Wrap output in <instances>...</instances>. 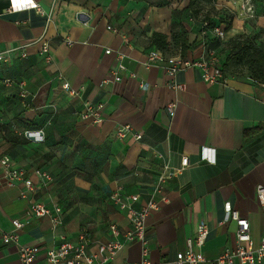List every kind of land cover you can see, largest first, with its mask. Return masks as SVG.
Returning a JSON list of instances; mask_svg holds the SVG:
<instances>
[{
  "label": "crops",
  "instance_id": "obj_1",
  "mask_svg": "<svg viewBox=\"0 0 264 264\" xmlns=\"http://www.w3.org/2000/svg\"><path fill=\"white\" fill-rule=\"evenodd\" d=\"M206 19L222 28L230 23L226 39L204 28ZM182 30L183 51L179 39L172 41ZM153 33L166 37L160 49L166 57L197 60L210 49L221 63L225 40L248 36L264 49V0L203 2L196 13L188 0H0V51L12 49L0 61V157L8 156L36 186L24 198L21 181L0 185V264L19 262L17 245L1 238L15 218L26 222L20 245L40 248L33 264H49L46 249L62 240L77 242L82 228L89 252L112 238L111 224L122 241L131 226L111 196L138 194L137 207L163 171L169 201L145 218L152 264H170L201 219L209 232L200 264L233 247L235 221H223L227 202L248 219L255 245L264 236V209L256 197L257 185H264V82L226 74L224 84L208 83L193 66L173 76L167 62L146 66L147 52L159 49ZM42 42L48 44L49 63L40 52ZM119 63L124 69L114 81L111 72ZM59 73L71 87H84L81 98L61 87ZM85 99L104 104L100 123L80 116ZM124 124L141 138L119 136ZM26 130L41 132L40 138L29 139L22 134ZM204 147L214 149L213 162L203 158ZM184 156L188 165L172 174ZM34 168L52 179L43 182ZM30 200L59 205L61 224L53 229L49 218L30 216ZM140 259L141 244L132 241L112 262Z\"/></svg>",
  "mask_w": 264,
  "mask_h": 264
},
{
  "label": "built area",
  "instance_id": "obj_2",
  "mask_svg": "<svg viewBox=\"0 0 264 264\" xmlns=\"http://www.w3.org/2000/svg\"><path fill=\"white\" fill-rule=\"evenodd\" d=\"M31 6H35L39 10V7L32 3ZM12 4V8H14ZM10 7V10H12ZM208 23L203 22V27H207ZM110 28V27H109ZM211 33L218 39H226L225 29L219 25L210 27ZM12 49H5L0 51V61L8 58L9 52ZM107 53L110 49L105 50ZM44 54L46 62H50L51 55L49 53V47L46 42H42L41 51ZM123 56L118 53L117 58L121 59ZM167 62V74L173 76L177 71L185 69L187 67H195L201 70L202 79L208 83L218 82L224 84L227 81V76L223 72L221 64L219 63L216 52L208 49L199 59L189 60L179 56L166 57L165 54L157 48L150 49L146 54L145 65L148 66L151 63H163ZM124 69L122 63H119L116 68L111 72V79L119 81L121 79L120 70ZM58 77L62 79L61 87L65 89L70 95L82 97L84 87L75 89L69 85L67 81L62 78L59 73ZM110 80V79H108ZM264 85V83H262ZM171 86L174 88L183 89V85L172 82ZM140 87L145 89L147 86L145 83H140ZM103 108L104 104L101 102L94 103L90 100L83 101V109L80 116L84 119H90L93 123H100L103 120ZM174 104L171 103L167 106L168 111L172 112ZM39 131L26 130L23 135H34L35 139H39ZM132 134L135 139L141 138V133L134 131L133 127L129 124L120 125L117 128V134L119 136H125L126 134ZM203 158L207 161L213 162L214 149L210 147H204ZM0 165L3 168V173L0 176V185L3 183L7 186L15 185L18 182L23 183V189L20 192V196L26 198L30 192L35 189L33 181L26 176L24 169L12 166V162L8 156L0 157ZM188 165V159L186 156L181 159V167L175 169L172 174L178 173L185 166ZM166 168V167H165ZM34 175L39 177L43 182H48L52 179L51 175L46 171L39 168L33 169ZM168 174L164 171L161 172L156 178V185L153 189V193L148 199L141 205L135 206L139 195L131 194L120 198L116 193L111 196L116 204L121 209H125L127 212L130 230L124 234L122 241L116 239L118 236V229L114 224L109 225V229L112 234V238L104 243L98 245L96 252H89L87 250V244L85 240V228H82L78 233V241L70 242L62 240L57 246L48 248L45 251V259L49 264H152L149 258V250L146 243V226L145 218L148 214L155 209H158L161 203H167L169 201L163 183ZM256 197L261 206L264 209V185L259 184L256 187ZM27 213L30 216L35 217H47L49 218L52 228L55 229L62 221V210L57 204L52 207L44 204L43 202L30 200ZM233 220L236 224L234 245L231 248H225L217 257L209 260V264H264V236L259 240L258 245H255L250 235V225L246 217L242 216L237 210L233 209L227 202L224 204V217L223 221ZM12 228L7 232H2V242L6 244H15L18 247V264H33L40 248L36 245H20L19 237L20 231L25 226L26 222L18 218L12 219ZM209 232L208 224L205 220L198 221L195 227L193 235L186 238V247L183 251L177 252L175 259L170 264H200L205 261V258L201 252V248L204 244L206 236ZM132 241H138L141 244V259L138 262L124 261L121 263H113L112 260L116 253L127 243Z\"/></svg>",
  "mask_w": 264,
  "mask_h": 264
},
{
  "label": "trees",
  "instance_id": "obj_3",
  "mask_svg": "<svg viewBox=\"0 0 264 264\" xmlns=\"http://www.w3.org/2000/svg\"><path fill=\"white\" fill-rule=\"evenodd\" d=\"M215 0H188V8H190L194 13H196L203 2L212 3ZM209 29L214 25H218L212 23L210 20L206 19ZM230 27V23L225 24V29ZM205 28V27H204ZM186 32L181 31L178 35V38L175 35L172 36V41L174 45L179 39V45L181 47V51L186 48L187 38L185 37ZM180 36L182 38H180ZM219 40V39H218ZM152 42L159 48L163 49L166 47V37L163 34L153 33L152 34ZM224 54V59L222 60V70L227 67L229 62L241 63L250 77L254 78L259 82H264V49L260 46H257L253 39L248 36H239L236 39L229 40L228 43H225L221 46L219 50ZM217 53V52H216ZM249 135V131H244L243 136L246 137Z\"/></svg>",
  "mask_w": 264,
  "mask_h": 264
},
{
  "label": "rangeland",
  "instance_id": "obj_4",
  "mask_svg": "<svg viewBox=\"0 0 264 264\" xmlns=\"http://www.w3.org/2000/svg\"><path fill=\"white\" fill-rule=\"evenodd\" d=\"M228 42H229V40H225L224 44L228 43ZM220 64H222V63H220ZM223 72L225 74H229V75H233V76H237V77H243L245 75H248L245 67L241 63H236V62H229L227 67L225 69H223Z\"/></svg>",
  "mask_w": 264,
  "mask_h": 264
},
{
  "label": "water",
  "instance_id": "obj_5",
  "mask_svg": "<svg viewBox=\"0 0 264 264\" xmlns=\"http://www.w3.org/2000/svg\"><path fill=\"white\" fill-rule=\"evenodd\" d=\"M40 134H41V132L39 133V135H40ZM26 136H27L29 139H31V140H35V137H34V135H32V134H31V135H28V134H27Z\"/></svg>",
  "mask_w": 264,
  "mask_h": 264
}]
</instances>
